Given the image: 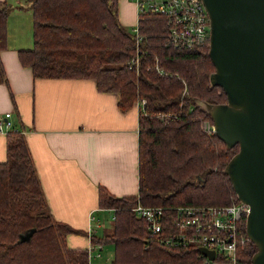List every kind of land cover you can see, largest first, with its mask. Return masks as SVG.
<instances>
[{"label":"trees","instance_id":"1","mask_svg":"<svg viewBox=\"0 0 264 264\" xmlns=\"http://www.w3.org/2000/svg\"><path fill=\"white\" fill-rule=\"evenodd\" d=\"M25 3L32 15V46L17 54L34 79H93L99 92L117 94L122 112L146 101L138 115V192L117 197L98 187L97 206L112 211V229L92 235L91 242L112 245L109 264L226 263L221 255L208 261L187 242L162 241L179 234L185 214L177 207H222L237 200L223 170L238 145L227 149L214 133H204L201 124L211 118L194 102H226L223 90L209 83L214 71L209 47L173 48L167 19L151 13L137 15V39L119 21L118 0ZM11 10L0 1V51L6 48ZM6 81L0 61V83ZM137 202L163 208L159 233L151 234L147 221L133 212ZM31 229L30 239L21 241ZM239 231L247 236L244 217ZM70 234L85 235L51 217L23 131L8 130L0 162V264H87L86 249L67 246ZM255 250L247 240L236 264H249Z\"/></svg>","mask_w":264,"mask_h":264},{"label":"crops","instance_id":"2","mask_svg":"<svg viewBox=\"0 0 264 264\" xmlns=\"http://www.w3.org/2000/svg\"><path fill=\"white\" fill-rule=\"evenodd\" d=\"M0 1L12 5L0 51L7 80L0 83V117L10 113V129L23 131L51 217L85 233L68 235L67 246L86 249L92 235L105 233L102 217L112 215L98 208V187L117 197L138 192L140 105L120 111L117 94L99 92L93 79H34L17 54L32 46L31 12L23 0ZM117 11L121 24H137L134 3L118 0ZM8 130L0 132V162Z\"/></svg>","mask_w":264,"mask_h":264},{"label":"water","instance_id":"3","mask_svg":"<svg viewBox=\"0 0 264 264\" xmlns=\"http://www.w3.org/2000/svg\"><path fill=\"white\" fill-rule=\"evenodd\" d=\"M202 1L210 18L209 83L223 90L226 102H194L210 116L227 149L238 145L223 173L236 199L249 206L245 232L256 248L249 264H264V0ZM34 231L20 240L28 241ZM199 252L215 259L214 250Z\"/></svg>","mask_w":264,"mask_h":264},{"label":"built area","instance_id":"4","mask_svg":"<svg viewBox=\"0 0 264 264\" xmlns=\"http://www.w3.org/2000/svg\"><path fill=\"white\" fill-rule=\"evenodd\" d=\"M129 1L135 4L137 14H158L167 19L168 42L173 48L190 49L203 45L209 46L210 18L202 0ZM132 31L136 33L137 39L141 38L137 34L136 25ZM158 72L163 74L161 70ZM145 102L142 99L140 103L136 102V104L143 105ZM9 116L10 113H5L4 118L0 117V132L11 128L8 121ZM201 129L207 134L214 133L213 123L209 120L202 122ZM176 209L179 213L185 214L180 219L179 234L163 239L164 244L187 242L198 249L205 247L208 250H214L215 259L221 255L226 260V263L221 264H236L237 250L243 247L248 240V237L239 231L243 217L246 218L249 212V206L245 202L236 200V202L222 207H177ZM132 210L137 216L147 221L151 234L161 231L164 212L162 207L144 206L137 202ZM93 219L94 217H92ZM91 232L93 229L89 227V236ZM101 249H103L102 244H94L90 241L86 248L87 264H92L95 260L102 258L99 251Z\"/></svg>","mask_w":264,"mask_h":264},{"label":"rangeland","instance_id":"5","mask_svg":"<svg viewBox=\"0 0 264 264\" xmlns=\"http://www.w3.org/2000/svg\"><path fill=\"white\" fill-rule=\"evenodd\" d=\"M26 5L25 1L23 0L22 3H21V6L22 5ZM135 5V4H134ZM136 7V6H135ZM131 9L129 10V13L131 12ZM11 14V11L9 13V15ZM8 15V16H9ZM8 19V18H7ZM123 25V24H122ZM126 28L128 29H131L133 27V24L132 25H124ZM7 39V37H6ZM212 122V121H210ZM103 214V213H102ZM102 219L106 222V227H105V231L104 230H101L102 233L103 231L105 233H108V232H111V229H112V215L109 213V214H105ZM107 230V231H106ZM104 247H106L104 249ZM100 251V254H101V259H97L95 260L92 264H109L111 259H112V255H113V248H112V245L111 244H105L103 245V249L99 250ZM107 257V259H106ZM200 264H204V263H200Z\"/></svg>","mask_w":264,"mask_h":264}]
</instances>
